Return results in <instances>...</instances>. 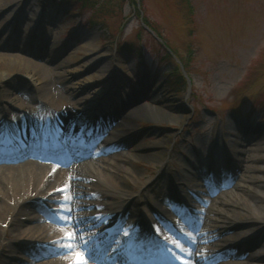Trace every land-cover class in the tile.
Masks as SVG:
<instances>
[{"label": "rangeland", "instance_id": "obj_1", "mask_svg": "<svg viewBox=\"0 0 264 264\" xmlns=\"http://www.w3.org/2000/svg\"><path fill=\"white\" fill-rule=\"evenodd\" d=\"M142 1V10L155 36L143 29L131 0L0 1V6H4L0 8V56L20 55L4 56L11 59V64L0 69V141L21 136L26 124L33 125L41 140L50 134L51 141L63 140L58 120L68 112L72 113L71 123L82 131L65 139L68 143L75 141L85 148L91 145L90 133L93 139L128 134L123 140L128 146L126 153L138 173L122 174L126 179L112 185V197L103 199L105 209L96 206V196L85 192V188L73 193L81 218L93 213L101 215L104 227L109 224L107 229L100 224L84 231V237L95 238L98 244L111 240V236L121 237V230L130 232L133 225L138 234L156 237L153 225L163 224L161 228L175 235L177 243L168 242L164 250L150 248L149 242L143 254L151 255L158 249L161 259H167L165 251L174 255L170 248L186 244L183 238L187 231L180 230L174 209L182 207L184 201L188 205L191 199L187 198L191 196L201 207L238 212V216L221 223V239L249 233L254 215L262 217L256 221L257 234L248 239V248L244 252L240 249L252 263L264 264V209L254 208L264 206V201L251 192L254 185L250 181L256 175L264 180L262 172L251 170L264 168V160L246 162L245 168L234 166L239 157H264L257 145L264 146V0ZM140 40L143 61L137 53L121 51V46L138 44ZM164 51H171L175 57L163 60ZM175 53L187 58L189 64L184 66ZM19 58L33 70L22 68ZM175 64L188 75L190 86L183 95H175L163 83L164 75ZM44 86L74 104L45 102L38 90ZM145 106L159 111L158 115L132 117ZM121 124L130 127L123 128ZM10 151L7 153L13 155ZM12 165L0 163V167ZM125 168L132 171L130 165ZM224 169H235L237 174L229 179L225 175L223 182L227 185L218 189L220 184L214 175ZM241 189L251 203H221L223 194L242 193ZM116 192L131 196L132 201L125 205L122 214L123 198L113 195ZM24 194V189L14 192L5 202V219H0V229L7 236H1L4 244L9 243L18 251L16 256L13 250L0 248V264L4 259H11L13 264H51L62 256L53 251L59 244L56 237H23L14 229L15 215L11 218L6 211L16 204L20 210L32 206L37 214L42 208L51 210L52 218L45 221L69 228H74L73 216L64 213L69 221L62 225L63 218L56 215V206L52 205L57 202L42 195L23 200ZM109 213L110 219L103 218ZM20 214L16 219H24L23 230L33 225ZM196 227L191 228V234L197 235L196 231L204 228L200 224ZM36 244L43 254L30 250L29 246ZM217 245L224 248L214 253L218 255L216 263H238L232 255L234 245ZM78 251L82 253L76 246L64 255ZM172 254L169 255L173 257ZM258 256L261 261L256 260Z\"/></svg>", "mask_w": 264, "mask_h": 264}, {"label": "bare ground", "instance_id": "obj_2", "mask_svg": "<svg viewBox=\"0 0 264 264\" xmlns=\"http://www.w3.org/2000/svg\"><path fill=\"white\" fill-rule=\"evenodd\" d=\"M1 7L4 6H0V8ZM4 56H8L10 58L11 56H15L16 58H18L20 55L19 54L11 55L9 53L2 55V57L0 56V69H7L11 64L9 62L11 59L5 58ZM19 60H20V66L24 68L26 71L33 70L31 68H27V65H25L26 62L21 61V58H19ZM13 62H17V61L14 60ZM38 90L40 91L41 94L44 95L43 100L47 103L58 104V103L70 102L61 93L60 94L51 93V91L45 86L41 88L39 87ZM69 104L70 105L74 104V102H71ZM158 113L159 111L145 106L141 109H137L133 113L132 117L143 116L149 118L158 115ZM71 120H72L71 112H68L64 116L60 117L58 120L59 128L66 140L78 134H81L82 132L81 128L71 123ZM120 126H122L123 128L130 127L129 124H121ZM87 133L88 132H85V135ZM20 134L22 135L19 137L13 135L12 139L8 137L7 141H0V163L3 162L8 164H13L12 166L0 167V219H2V221L5 219L2 216L5 213L4 209L6 207V203H5L6 200L11 196L12 193L18 192L19 190L21 191L22 189L25 190V194L22 196L23 200L29 198L32 195H42L46 197V199L49 201L57 202V205L56 204H52V205L53 208H55L56 206L57 209L56 215L63 218L61 221L62 225H64L66 221H69L67 217H64V213L70 212V214L73 216L72 221L74 223V228L66 227V225L64 227L61 226L63 227L61 228L57 224H54L50 221L48 222L45 221L47 219L52 218L53 212L51 210L50 212H46V210H44L43 208L41 209V213L37 214L34 213L33 211L34 209L32 208V206L29 207L28 210L27 209L20 210L17 208L18 204H16V206L13 205L11 206L10 209L8 208L9 210H7L6 213L8 212V215H10L11 218L15 215L14 218L16 223L14 225V229H16V231H20L21 232L20 234L23 237H25L24 236L25 234L27 235L32 234V236L34 235L36 238L39 239H51L52 237H56L57 240L56 242L61 244V246L57 244L54 247V250L51 249V251L52 250L55 251L56 254L60 253L62 254V256L52 260L51 264H75V262L79 260L78 254L80 251H78L77 253L64 255V253L67 250H69L68 248L64 247V245L69 243V241L63 239L68 233H74L77 237V240H79V237L81 235L80 231L76 227V223L78 219L81 218L79 216L80 214L77 213V209H79L78 208L79 205H77V203L74 202L72 198L73 193H75L76 189L78 188H82V189L85 188L86 190L85 192H88L93 196H96V201H95L96 203L94 202L96 206L105 209L104 206L106 205V203L103 201V199L112 197L111 195V188H113L112 185L118 184V181L120 179H124V180L126 179L125 177L123 178L122 174L126 172L127 173L130 172L133 174L138 173L137 168L133 167L132 161H130V157H128L126 153L128 152V146L126 145V143H124L123 140L127 137L128 134L126 135L123 133L120 136H116L115 138V133H114L109 137V139H106V137L103 138L101 136L100 137L98 136L97 139H93L94 137L93 134L88 133L89 136L91 137L90 141L92 139L91 145H88L87 147L84 148L75 141L69 143L74 149V155L72 158L66 157L63 159L53 157L48 153L43 152V150H41L38 145L32 144V140L35 139L34 137H36V134L33 131V125L26 124L25 127L21 130ZM257 145L262 151H264L263 143H257ZM8 150H11L10 152H13V155H9V153H7ZM253 151L255 152V150ZM258 160H264V157L263 156L256 157L250 154L249 156H246V158L239 157L238 162L234 163V166L237 168H245L246 162L255 163ZM72 161L74 162V164L70 167ZM52 162L55 164H52ZM127 165H130L132 167V171H128V169L125 168V166ZM235 169L233 172L229 171L228 169L215 172L214 175L215 180L220 184L218 186V189L226 187L227 182H223V177L225 175L228 179L236 176L237 171H235ZM251 170L256 172H262L264 175V168L262 167H254ZM250 181L254 185V187L251 188L252 189L251 192H253L256 196H258V198L264 201L263 198L264 192H257L259 191V189L261 190L263 189L262 191H264L263 177L261 178L256 175L250 177ZM209 184L211 185V183ZM94 185H98L97 188H95ZM97 190L98 192H96ZM241 190L243 191V189ZM260 194L263 196L262 198L259 197ZM113 195H117L120 196V198H123V202L120 206L121 209L120 213L124 209L125 205H128L129 201H132L130 200L131 196L129 194L126 195L125 193H121L120 195L118 194V192H116V194ZM223 195L224 196L222 198L224 199V201L222 199L223 202L221 203H224L226 206L239 205L248 200L246 198L247 194L245 195L244 191L242 193L226 192V194ZM189 198L191 200L190 203L188 202L189 203L188 205L187 202L185 203L184 201L182 207L178 205L177 209H174L175 214L177 215V217H179L176 220V223L180 227V230L182 229L187 231L186 233L187 235L183 238L186 244L176 245L175 246L176 248L174 249L170 248L172 251H174V255L172 254V252L165 251V255L168 253L167 254L168 261L171 262V264H224V263H216V259L218 255H214V253L224 248V246L220 247V249L217 248L218 247L217 244L220 243L222 244L226 242L234 245L235 246L234 248L237 249V250L234 249L233 250L234 252L232 254L236 258L235 260L236 262H238L237 264H254L251 262V260H249L250 258L247 259L244 257L245 255L243 252L248 248L246 247V245H248L247 244L248 239H252L251 237L257 234V232L255 231L257 228L256 221L262 220V217H260L259 215L255 216L256 214L254 215L255 222L252 224L249 233H243L242 235L238 233L235 234L234 236L229 235L226 238L224 237V239H221L222 231L218 230L219 227L222 225L221 223L226 221L227 219L238 216V212L228 208L225 209L204 208L201 207V205H199L198 203H196L193 197L190 196L187 199ZM247 202L251 203L249 200ZM254 208L264 209V206L259 207L258 205H255ZM257 211L260 212V210ZM15 212L17 214H15ZM19 214L25 215L24 218L27 219L28 222L29 221L32 222L33 225L28 226L26 229L23 230L21 227L24 224V219L21 220L16 219L17 217H20L17 216ZM92 214H90V217H86V216L82 217V218H93L89 222L88 229L91 230L92 225H97V224L98 225L101 224V226H103L104 229L108 228L109 225L108 223H106V227H104V225L102 224L103 222L100 219H96V217H101V215L94 216V214L93 215ZM216 215H222L225 218L222 219V216H216ZM110 217L111 215L109 213L108 216H105L103 218L110 219ZM199 224L202 225V227H204L202 228L203 230L199 229L200 232L196 231L197 235L191 234L193 233L191 228L194 227V229L195 228L197 229L196 226ZM189 229L191 230L189 231ZM5 232H6L5 230L0 229L1 251H5V250L7 251L8 249H11L13 250V252L12 251L11 252L14 253V255H16L17 254L16 252L18 250L15 248V246H12L9 243L4 244L3 242V238H2L3 236H1V234L7 236ZM161 232L167 237L168 242L171 241V243L173 242L177 243V241H175V237H174L175 235L173 234L170 235V233L166 229H162V228H161ZM114 238L113 236H111V240H107L106 242H104V246H107V244L112 242ZM119 238L120 240H122L123 236ZM90 240L92 242V245H97L95 238ZM206 243H211L209 244L211 247L210 246L206 247L205 246ZM236 243H238V245H236ZM169 247L171 246L169 245ZM29 248L30 250L36 251V255L43 254V250L42 252H40V248H41L40 245L37 244L34 246L32 245L31 247L29 246ZM80 248L82 252L85 251L82 247ZM150 248H156V247H153L151 245ZM240 248L242 249L243 252L241 251ZM153 253L154 254L151 255L143 254L141 255V258L144 261H149L151 262V264H155V262L153 263V261L157 259H161L162 252H160V250L158 249H155ZM170 253L173 255V257L169 255ZM257 259L261 261L264 258L261 259L260 256H258L256 260ZM88 261L97 263L96 259H89ZM134 262L135 261H133V263ZM164 262L167 261L164 260ZM1 264H13V263L11 259H4L2 260Z\"/></svg>", "mask_w": 264, "mask_h": 264}, {"label": "snow or ice", "instance_id": "obj_3", "mask_svg": "<svg viewBox=\"0 0 264 264\" xmlns=\"http://www.w3.org/2000/svg\"><path fill=\"white\" fill-rule=\"evenodd\" d=\"M70 211V210H69ZM93 218H79L76 227L80 231L81 235L79 240L74 233L66 234L65 238L69 243L65 244L64 247L69 250H75L76 246L82 247L85 251L79 253V260L75 264H88L89 259H96L97 264H107L108 261L115 262V264H130L132 261H136L141 258L143 252L148 248L150 242L153 247L162 248L167 250L168 241L167 237L158 235L153 237L152 234H138L136 226H132V230L129 232L126 229H122L123 239L119 237L104 246V242L100 241L97 245H92L89 238L83 236V232L88 230L89 222ZM96 219L102 220V217H96ZM163 219H167L164 217ZM84 225V228H80V225ZM99 225H92V227H98ZM161 224L159 227L153 225V232L155 234L161 233ZM162 241V242H161ZM75 242V243H73ZM119 244V246H118ZM191 254V253H189Z\"/></svg>", "mask_w": 264, "mask_h": 264}, {"label": "trees", "instance_id": "obj_4", "mask_svg": "<svg viewBox=\"0 0 264 264\" xmlns=\"http://www.w3.org/2000/svg\"><path fill=\"white\" fill-rule=\"evenodd\" d=\"M66 1H72V0H66ZM131 2L134 6V9L137 10V12L139 14L138 16L142 18L143 23H145L151 29L152 28L151 23L149 22L148 18L146 17V15L144 14V12L142 10L143 1L139 0V3H138V2H136V0H131ZM189 9L193 13V7H190ZM135 13H136V11H135ZM141 43H142V41L140 40L138 42V44L133 42L131 44L121 46V51L125 52V53H130V54L137 53V56H139L140 60L143 61L144 58L142 57V54L144 53V50H143ZM162 57H163V60L165 59L166 61L173 58L171 51H167V53L164 51V56H162ZM177 57L181 60V62L183 63L184 66L189 64L188 59L185 58L184 56H182L181 54L178 53ZM173 67L174 68L170 69L168 71V73H166V75H164L165 80H163V83L165 84L167 89H170L173 92H175V95H183L186 93L187 88H188L187 78L181 72L180 67L179 66L177 67V64H175Z\"/></svg>", "mask_w": 264, "mask_h": 264}]
</instances>
